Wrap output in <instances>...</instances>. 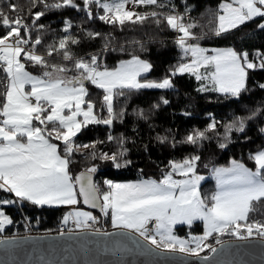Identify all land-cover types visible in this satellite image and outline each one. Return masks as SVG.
Here are the masks:
<instances>
[{"label": "snow or ice", "instance_id": "1", "mask_svg": "<svg viewBox=\"0 0 264 264\" xmlns=\"http://www.w3.org/2000/svg\"><path fill=\"white\" fill-rule=\"evenodd\" d=\"M29 3L31 8L42 6L35 12L29 9L30 23L12 0H4V5L0 6V28L4 29L0 34V70L4 73L0 77V192L13 197L0 198V206H15L21 211L25 203L39 208L76 206L82 198L84 205L98 208L105 217L110 216L112 227L120 230L118 234L134 233L151 245L147 251L204 261L211 259L202 255L206 250L218 251L209 243L210 239L221 248L226 243L221 239L224 236L240 241L253 236L264 239V212L259 218L250 216L257 211L255 204L264 202V147L249 152L248 158L254 162L255 170L236 159L227 167L214 168L217 191L208 197H203L199 190L205 179L197 172L199 155L169 161L167 171L162 172L159 180L141 179L131 183L105 180L104 191L93 180L97 165L76 177L70 173L73 157L78 153L85 155L81 149L88 150V159L110 161L117 169L131 164V160L126 159L128 138L123 135L107 136L108 142L117 144L112 152L97 148L105 141H77L78 134L89 125L111 127L116 120L123 122L127 109L117 110L114 98L142 90L173 89L174 77L190 74L197 81L212 83L211 89L202 83L198 91L211 90L239 99L249 90V70L264 69V51L256 49L250 58L247 50L234 47L211 50L202 47L198 41L204 34L194 31L200 25L192 19L190 7L180 12L174 4L163 0H29ZM139 6L167 10L138 12ZM63 8L83 12L89 21L98 19L121 29L127 24L143 25L152 20L158 28L163 25L176 34L174 43L181 51V58L160 80L146 78L152 64L138 55L109 69L101 59L104 52L114 50L110 39L99 31L81 26L84 37L103 39L104 45L99 53L78 55L74 47L81 43V38L72 33L74 25L69 19L62 21L64 34L45 44L40 33L47 26L38 21L47 12ZM213 16L212 34L220 36L256 18L264 20V0H222ZM257 28L264 30V22L258 23ZM33 32L37 33L35 37ZM133 43L142 50L145 47L142 41ZM26 66L39 69V73L33 74ZM88 82L103 90L99 107L89 96ZM26 86H29L27 90ZM258 86L264 89V83ZM169 103L167 98L160 97L152 108L158 110L161 104ZM134 115L141 120L149 119L143 109L135 110ZM257 117L264 119V108L224 124L210 115V122L203 130L193 129L182 140L177 141L171 132L157 134L156 140L173 148L177 143L200 147L216 136L218 146L223 149L232 143L233 131L245 133L248 122ZM218 126L223 127V133L217 131ZM260 132L264 133V128ZM177 175L182 178H174ZM196 221L203 222L201 235L189 232L187 237H181L176 234L178 225L190 229ZM62 222L88 228L89 222L95 224L98 219L89 211L74 209L63 216ZM12 224V218L0 210V234ZM11 242L0 239V245Z\"/></svg>", "mask_w": 264, "mask_h": 264}, {"label": "trees", "instance_id": "2", "mask_svg": "<svg viewBox=\"0 0 264 264\" xmlns=\"http://www.w3.org/2000/svg\"><path fill=\"white\" fill-rule=\"evenodd\" d=\"M12 2L18 5L21 14L30 23L29 9L31 5L29 0H12ZM163 2L174 4L176 10L180 12H183L186 6L190 7L192 19L200 25L194 31L198 34H204V38L198 41L202 47L213 49L234 47L237 50H247L250 58H253L256 49L264 51V30L257 28L258 23L264 22L261 18L246 22L228 33L215 36L211 31L214 23L213 13L218 10L222 0H163ZM3 5L4 0H0V6ZM41 7L31 8V11H39ZM138 10L139 12H147L152 10L166 11L167 9L139 6ZM64 19L71 20L74 25L71 29L72 33L81 38V43L74 47V51L78 55L86 56L89 53H99L104 45L103 39L89 40L84 37L81 26L92 31H99L110 39L111 48L114 50L104 52L101 59L109 69L116 68L119 62L131 59L133 55H138L141 59L152 64V69L146 74V78L160 80L168 73L169 67L175 65L181 58V51L174 43L176 34L163 25L158 28L152 20H148L143 25L127 24L121 29L105 24L98 19L89 21L86 19L85 13L72 8L47 12L38 21V23L47 26L46 30L40 33L45 44L51 43L64 34L62 32ZM3 32L4 29L0 28V34ZM32 35L35 37L37 33L33 32ZM133 41H142L145 45L144 49L142 50ZM38 50L43 51V48H38ZM26 67L33 74L39 73V69L35 67ZM67 75L70 76L71 73ZM3 76L4 73L0 70V77ZM260 83H264V69L249 70L247 80L249 90L242 93L239 99H236L216 91H198L201 81H197L190 74H184L173 78L175 86L173 89L142 90L116 97L114 98V107L117 110L122 107L127 109L123 122L116 120L111 127L89 125L88 128L78 134L77 141H105V143L97 145V148L101 151L112 152L117 149V144L108 142L107 136L109 134L114 137L123 135L128 138L126 159L131 160V164L117 169L110 161L88 159L86 155L88 150L81 149L85 155L78 153L73 157L70 173L76 177L88 167L97 165L98 170L93 175V179L101 191H104L106 190L105 180L116 182L143 178L161 179L162 172L167 171L166 165L169 161H178L189 155L201 157L197 171L202 173H210L217 166L230 165L232 159L242 161L247 167L255 169L254 162L248 156L249 152L264 147V133L260 132V129L264 128V119L260 117L248 122L245 133L233 131L231 133L232 143L223 149L218 146L219 138L216 136L204 141L200 147L177 143L174 148L160 144L156 140V136L171 132L172 136L179 141L193 129L203 130L210 122V115L224 124L232 121L235 117H245L257 108H264V89L259 88ZM86 87L90 98L96 101L99 107L103 90L98 89L90 82L86 84ZM208 88L211 89L212 86H208ZM160 97L167 98L170 103L168 105L161 104L158 110L153 109L152 105L158 103ZM137 109H143L148 114L149 119L147 121L138 119L134 115ZM185 113H190V115H185ZM103 115H107L106 111ZM217 131L223 133L224 129L218 126ZM245 136L250 139H245ZM53 142L60 143L59 141ZM215 190V180L209 177L201 186V195L208 197L215 193ZM0 198L13 197L12 194L0 192ZM79 206L92 210L100 219L104 217L98 208L84 205L82 198ZM255 207L257 211L250 213V216L259 218L260 213L264 212V202L255 204ZM0 210L12 218L13 224L20 223L23 226L28 222L35 229L53 232L63 223V216L69 208L66 206L39 208L25 203L22 211L15 206H0ZM25 217H27V221ZM203 230L202 221L194 222L190 229L186 225L177 227V233L185 237L188 236L189 232L193 235L202 234ZM221 239L226 241L237 238L224 236ZM213 241L215 242L214 239ZM204 254L206 253L204 252Z\"/></svg>", "mask_w": 264, "mask_h": 264}, {"label": "water", "instance_id": "3", "mask_svg": "<svg viewBox=\"0 0 264 264\" xmlns=\"http://www.w3.org/2000/svg\"><path fill=\"white\" fill-rule=\"evenodd\" d=\"M119 231L81 229L63 232L64 235L5 237L12 242L0 245V264H264V239L259 237L247 241L226 240L223 248L216 246V253L202 254L211 257L204 261L179 254L149 252L146 249L151 245L138 235H120ZM105 232L112 234L104 235Z\"/></svg>", "mask_w": 264, "mask_h": 264}, {"label": "built area", "instance_id": "4", "mask_svg": "<svg viewBox=\"0 0 264 264\" xmlns=\"http://www.w3.org/2000/svg\"><path fill=\"white\" fill-rule=\"evenodd\" d=\"M129 8L132 7L131 4L128 5ZM136 11L139 12L138 7L136 8ZM101 63L104 65V62L101 61ZM90 227L88 228H82V229H91L94 231H109L113 229L111 224L110 216L103 217L101 219H98V223L92 224V222H89ZM152 225H149L151 227ZM71 229V231L81 230L78 229L73 223L69 222V224L65 225L63 223L60 224V226L53 232H44L42 230L35 229L32 225H30L28 222H26L25 225H20V223H15L13 225H8L5 228L4 233L0 234V239L9 237V236H17V235H29V234H42V233H61V232H67ZM209 243H211L214 247L217 245L213 241V239L209 240ZM206 254L210 253V251H205Z\"/></svg>", "mask_w": 264, "mask_h": 264}, {"label": "rangeland", "instance_id": "5", "mask_svg": "<svg viewBox=\"0 0 264 264\" xmlns=\"http://www.w3.org/2000/svg\"><path fill=\"white\" fill-rule=\"evenodd\" d=\"M129 7V6H128ZM204 48H206V47H204ZM207 49H213V48H207ZM218 49H224V48H218ZM209 54H211V52H209ZM132 59V58H131ZM131 59H128V60H131ZM191 59V57L189 56L188 57V60H190ZM123 61H126V60H123ZM119 64H120V62H119ZM119 64L117 65V67L119 66ZM204 71V69H201V72H203ZM202 83H204V84H207V86H212V83L210 82V81H207V80H205V81H203V82H201V84ZM27 87H29V86H26V90H27ZM201 87V86H200ZM227 166H229V165H226V166H217V167H227ZM216 168V167H215ZM214 169V168H213ZM213 169L211 170V172L210 173H202V172H198V174H200V175H202V176H204L205 177V179L203 180V181H201V183H200V188H199V190H200V192H201V186H202V184L209 178V177H212L214 180H215V177H214V175H213ZM253 170H255V169H253ZM174 178H176V179H181L182 177H180V176H175ZM143 179H156V180H159V179H157V178H143ZM138 180H141V179H137V180H123V181H116L117 183H131V182H136V181H138ZM215 186H216V180H215ZM217 191V187H216V190H215V192ZM53 207H58V206H53ZM66 207H68L69 208V210H68V212L69 211H72V210H74V209H78V210H82V211H89V212H91L94 216H96L95 214H94V212L92 211V210H88V209H85V208H81L80 206H79V204L78 205H76V206H66ZM97 217V216H96ZM97 219H100L99 217H97ZM178 226H180V225H178ZM177 226V227H178ZM177 227H176V234L177 235H179V236H181V237H185V236H182V235H180V234H178L177 233ZM78 229H82V228H78ZM194 235H201V234H194ZM256 237V236H255ZM202 254H204V253H202Z\"/></svg>", "mask_w": 264, "mask_h": 264}, {"label": "crops", "instance_id": "6", "mask_svg": "<svg viewBox=\"0 0 264 264\" xmlns=\"http://www.w3.org/2000/svg\"><path fill=\"white\" fill-rule=\"evenodd\" d=\"M209 50H211V49H209Z\"/></svg>", "mask_w": 264, "mask_h": 264}]
</instances>
